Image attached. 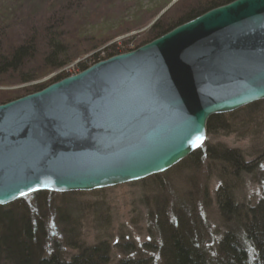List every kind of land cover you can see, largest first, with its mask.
Segmentation results:
<instances>
[{
    "label": "water",
    "instance_id": "water-1",
    "mask_svg": "<svg viewBox=\"0 0 264 264\" xmlns=\"http://www.w3.org/2000/svg\"><path fill=\"white\" fill-rule=\"evenodd\" d=\"M261 101L264 0H237L0 106V207L164 174L212 117Z\"/></svg>",
    "mask_w": 264,
    "mask_h": 264
},
{
    "label": "trees",
    "instance_id": "trees-1",
    "mask_svg": "<svg viewBox=\"0 0 264 264\" xmlns=\"http://www.w3.org/2000/svg\"><path fill=\"white\" fill-rule=\"evenodd\" d=\"M89 1L18 0L0 11V87L34 83L63 69L90 51L91 44L81 43L79 37L84 36L83 29L90 22L96 20V17L104 18L106 14L99 12L95 15L91 11L94 3ZM234 1L237 0L196 2L186 8L183 19L177 23L165 27L157 22L150 38L158 39L175 28ZM87 3L89 7L85 8ZM11 38H14V42ZM73 40L76 41L73 45L80 49L79 53H72L68 48ZM82 48L87 51L81 50ZM117 55L119 54L114 52L109 57ZM58 79L61 81L65 78ZM33 89L34 94L46 87L36 85ZM261 103L264 104V101L255 105ZM236 114L237 112L212 117L208 122V134L230 129V117ZM209 151L213 157L209 154L207 157L223 163L226 171H232L233 178L241 173H251L248 170L249 164L239 152L216 149ZM201 152L196 151L183 163H191L192 167L199 166ZM261 159L264 160V151L258 156V160ZM156 179V182L160 180L159 175H156ZM160 189L163 190L162 186ZM53 194H35L33 207L36 211L28 208L31 206H27L23 200L8 207H0V264H111L112 246L108 242L89 247L79 245V241H76V245L68 240L69 234L71 237L77 233H73L76 229L73 224L71 230L66 229L67 237L63 244L75 251V255L66 253L62 244L51 242L46 212L50 210L47 205ZM218 194L219 213L228 228L217 248L205 247L202 227L197 218H192V213L196 211L187 209L186 200L182 202L180 199L179 205L173 209L169 205V198L163 195V202L159 201L148 215V233L154 238V243L148 246L158 258L129 256L119 264H264V198L254 206L241 207L236 199L235 187L231 184L221 186ZM133 247L134 244L128 242L120 249L123 254L130 255L136 252Z\"/></svg>",
    "mask_w": 264,
    "mask_h": 264
},
{
    "label": "rangeland",
    "instance_id": "rangeland-1",
    "mask_svg": "<svg viewBox=\"0 0 264 264\" xmlns=\"http://www.w3.org/2000/svg\"><path fill=\"white\" fill-rule=\"evenodd\" d=\"M17 1L0 0V11ZM96 1H89L94 3L91 11L95 15L99 12L106 15L104 18L96 17V20L83 29L84 36L79 37L81 43L91 44L90 51L39 81L28 85L9 84L0 87V106L29 96L36 85H45L47 88L60 82L59 77L66 79L79 75L92 66L109 60V55L114 52L123 55L138 50L153 42L151 40L154 39L150 36L157 22L161 26L169 27L183 19L187 7L207 0ZM84 7L88 8L89 3ZM73 44H76L75 40L68 44V48L72 53H79V47ZM81 50L87 51L83 48ZM255 104L236 111L237 114L230 117V129L208 134L200 149L202 159L197 167L182 162L159 175L158 182L156 176H153L105 190L50 195L47 205L50 210L46 212V219L50 223L51 242L62 244L66 253L75 255V251L63 244L67 237L66 229L71 230L73 224L76 227L73 233H77L72 236L76 239H72L69 234L68 240L71 243L79 241V245L89 247L108 242L112 246L111 264H119L129 256L158 258L148 246L154 243V238L148 233V215L157 207L159 201L163 202V195H166L173 209L179 205L180 199L182 202L187 201V209L196 211L191 217L197 218L202 227L205 247L217 248L228 228L219 213L218 192L221 186L231 184L235 187L236 199L241 207L254 206L264 198V160H258L260 152L264 151V104ZM210 149L239 152L249 164L248 170L251 173H241L233 178L232 171H226L223 163L209 158ZM161 186L163 190L160 189ZM33 196L22 200L27 206H31L28 208L36 211L33 207ZM128 242L134 244V254L125 255L121 251L123 244Z\"/></svg>",
    "mask_w": 264,
    "mask_h": 264
},
{
    "label": "snow or ice",
    "instance_id": "snow-or-ice-1",
    "mask_svg": "<svg viewBox=\"0 0 264 264\" xmlns=\"http://www.w3.org/2000/svg\"><path fill=\"white\" fill-rule=\"evenodd\" d=\"M197 139H198V142H201V143L203 142V137H198Z\"/></svg>",
    "mask_w": 264,
    "mask_h": 264
},
{
    "label": "bare ground",
    "instance_id": "bare-ground-1",
    "mask_svg": "<svg viewBox=\"0 0 264 264\" xmlns=\"http://www.w3.org/2000/svg\"><path fill=\"white\" fill-rule=\"evenodd\" d=\"M207 136H208V133H207ZM185 161V160H184Z\"/></svg>",
    "mask_w": 264,
    "mask_h": 264
}]
</instances>
